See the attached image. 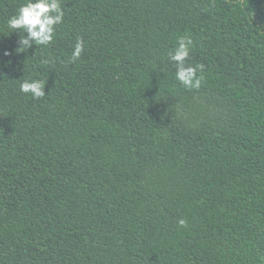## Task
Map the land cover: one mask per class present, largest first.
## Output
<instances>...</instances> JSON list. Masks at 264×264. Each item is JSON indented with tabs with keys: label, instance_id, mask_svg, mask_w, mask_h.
I'll return each mask as SVG.
<instances>
[{
	"label": "trees",
	"instance_id": "16d2710c",
	"mask_svg": "<svg viewBox=\"0 0 264 264\" xmlns=\"http://www.w3.org/2000/svg\"><path fill=\"white\" fill-rule=\"evenodd\" d=\"M22 2L0 0V264H264V0H61L18 52Z\"/></svg>",
	"mask_w": 264,
	"mask_h": 264
},
{
	"label": "clouds",
	"instance_id": "9594fccd",
	"mask_svg": "<svg viewBox=\"0 0 264 264\" xmlns=\"http://www.w3.org/2000/svg\"><path fill=\"white\" fill-rule=\"evenodd\" d=\"M64 9L61 0H23L15 14L10 16L7 27L11 32L20 30L18 47L16 51L25 52L33 45L48 46L53 42L56 26L63 23ZM26 33V35H24ZM193 47V39L190 35L178 37L176 46L168 52V58L175 64V79L185 89H198L203 80V65L193 66L187 61L190 57V50ZM84 50V42L77 38L73 46L70 62L78 60ZM5 55L8 52L5 51ZM48 63L47 60L43 61ZM198 73H200L198 75ZM46 80L26 79L19 85L21 93L30 94L33 99L45 96ZM180 226H185L184 219L178 220Z\"/></svg>",
	"mask_w": 264,
	"mask_h": 264
}]
</instances>
